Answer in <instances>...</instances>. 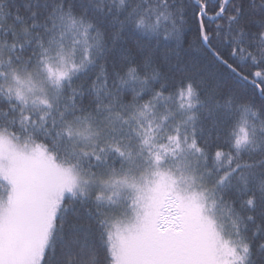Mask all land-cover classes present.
Instances as JSON below:
<instances>
[{"label": "snow or ice", "instance_id": "obj_1", "mask_svg": "<svg viewBox=\"0 0 264 264\" xmlns=\"http://www.w3.org/2000/svg\"><path fill=\"white\" fill-rule=\"evenodd\" d=\"M0 264H264V0H0Z\"/></svg>", "mask_w": 264, "mask_h": 264}]
</instances>
